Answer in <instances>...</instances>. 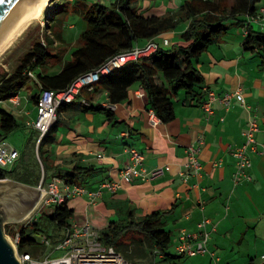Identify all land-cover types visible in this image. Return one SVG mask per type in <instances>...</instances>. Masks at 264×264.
<instances>
[{
	"label": "crops",
	"instance_id": "obj_1",
	"mask_svg": "<svg viewBox=\"0 0 264 264\" xmlns=\"http://www.w3.org/2000/svg\"><path fill=\"white\" fill-rule=\"evenodd\" d=\"M52 1L49 0L48 5ZM112 1L75 0V9L78 10L82 2L109 4ZM188 1L192 0H130V5L144 15H162L176 12ZM213 1L229 9L233 0ZM256 6L257 15L264 13V0H259ZM74 13L81 17L78 11L74 10ZM250 23L255 30H264V20ZM186 26L187 21L180 22L173 30L151 40L164 48L173 44L186 45L179 37ZM234 26L236 28L230 29ZM73 27L69 25L70 29ZM230 27L202 51L195 62V68L202 75V88L199 89L202 100L206 98L205 88L218 97L227 92L233 94L228 106L215 100L211 106L213 113L208 118L199 100L192 94L179 92L173 98L174 118L151 126L147 98L136 95L142 86L139 81L128 87L126 98L118 102L113 111L90 108V105L95 107L105 99L106 91L100 85L96 86L95 93L81 91L79 98L87 99L89 106L76 102L59 109L52 142L43 146V155L49 165L48 179L59 172L76 170L72 182L61 180L88 191H95L105 180L120 182L115 192L103 189L93 199L85 193L68 196L66 204L73 211L69 219L71 224L86 221L101 230L110 222L126 218L128 213L140 217L156 210L165 211L162 217L164 227L171 232L176 244L181 230L195 232L197 223L205 218L214 227L210 230L207 251L192 257L181 256L183 260L174 258L164 262L264 264V152L261 151L264 144V50H244L242 41L246 29L235 24ZM58 31L60 39H56V30L54 33L47 24L43 26L41 42L48 43L57 56L49 58L44 66L29 71L34 77L28 75L17 91L28 85L27 92L18 102L8 100L11 109L22 120L20 127L29 130L23 147L17 152L32 166L33 176L27 177V184L32 186H36L35 178L39 176L40 167L38 155L31 148L37 136L32 122L36 117L35 95L39 92L34 73L53 75L60 70L64 62L60 50L67 41L64 39V29ZM147 41L139 40L134 46L144 45ZM74 46H70L68 53ZM56 62L61 64L59 70L50 71L49 67ZM22 100L25 101L24 105L21 104ZM29 103L33 105L31 109H27ZM9 112L12 113L11 110ZM251 118L257 120L258 131L254 135L256 150L248 152L251 166L247 173L250 180L234 184L232 174L235 164L229 148L243 143L242 132L247 129ZM200 139L202 144L198 159L202 167L199 176H193L191 170L185 167V149L196 145ZM0 141H4L2 136ZM129 148L136 149L142 156L141 164L137 167L151 169L169 165L170 170L153 180L121 179L119 171L131 163ZM181 172L188 174L186 181L179 175ZM211 225L207 228L210 229Z\"/></svg>",
	"mask_w": 264,
	"mask_h": 264
},
{
	"label": "trees",
	"instance_id": "obj_2",
	"mask_svg": "<svg viewBox=\"0 0 264 264\" xmlns=\"http://www.w3.org/2000/svg\"><path fill=\"white\" fill-rule=\"evenodd\" d=\"M258 2L259 0H233L229 9H226L217 2L215 4L213 0H192L184 3L176 12L162 15H144L130 5V0H114L109 4L82 2L79 9L74 10L79 12L86 25L70 52L71 58L63 62L57 73H34L35 79L39 87L62 89L76 76L95 68L108 57L132 48L137 41L153 39L173 30L178 23L187 21L186 28L179 34L186 45L173 44L169 48L158 46L154 52L135 61L130 60L108 75H101L96 84L106 91L108 102L118 103L126 98L128 87L139 81L145 90L150 108L161 118V122H168L174 118L173 98L179 92L192 94L201 103L199 89L202 88V75L195 68V62L199 54L226 32L230 25L235 24L246 29L242 41L244 50H264V30H255L253 24L247 22V16L256 14ZM59 34L60 31L56 30V39H60ZM56 56L57 52H53L48 43L34 40L29 49L20 56L16 67L0 75V100L16 94L27 80L29 71L37 66H44L49 58ZM261 56L263 57L262 54ZM262 61L264 62V57ZM37 96L35 95V103ZM63 106L66 105L60 106L57 114ZM90 108L107 110L99 104L95 107L90 105ZM57 124L56 118L40 141L37 142V133L31 143V148L38 155L45 179H48L49 165L43 155V146L52 142ZM19 126L12 113L0 108V137ZM29 164L25 157L20 156L10 169L0 167V180L14 178L27 184V177L33 176L32 166ZM75 171L59 172L54 176L72 182L77 174ZM40 179V176L35 178L36 185ZM72 213L66 201L59 206L43 209L36 221L20 229V246L26 244L31 249L36 243L32 234L45 232L40 220L47 221L55 230L62 232L71 225L69 219ZM165 214V211L158 210L140 217L128 213L126 218L110 222L101 229L100 240L105 245L113 246L132 264H153L152 261L158 254H161V261L179 258L181 256L169 253L172 238L171 232L164 227L162 217ZM44 234L52 238L50 233Z\"/></svg>",
	"mask_w": 264,
	"mask_h": 264
},
{
	"label": "built area",
	"instance_id": "obj_3",
	"mask_svg": "<svg viewBox=\"0 0 264 264\" xmlns=\"http://www.w3.org/2000/svg\"><path fill=\"white\" fill-rule=\"evenodd\" d=\"M258 19L264 20L263 12L261 14L258 13V15L247 16V22L257 21ZM157 47L158 44L150 39L144 45H135L128 50L108 57L95 68L93 67V69L76 76L62 89L39 87L36 99V117L32 122V127L38 133L37 142L40 141L41 136L48 130L51 122H54L57 118V110L60 106H68L76 102L89 106L90 103L87 99L79 98L82 90L88 93H95L96 84L101 75H108L110 72L121 68L126 62L130 60L135 61L141 56L154 52ZM28 75L34 77L31 72H28ZM204 91L206 93V98L201 101V108L207 118L213 113L211 106L215 100L219 101L224 106H228L233 95L232 92H227L218 97L211 90L205 88ZM136 95L138 97L146 96L142 86L138 88ZM19 98L18 93H16L9 97L8 100L16 103ZM116 104L117 103L110 101L108 102L106 92L105 99L99 102L101 107L109 111H113L116 108ZM148 113L151 126L155 127L161 122V118H159L151 108ZM256 131H258L257 120L251 118L248 122L247 129L242 132L243 143L239 146L229 148L231 156L234 157L235 164V169L232 174L234 184L242 180H250V176L247 173V169L251 166L248 152L250 150H256V142L254 139ZM201 144L202 140L200 139L196 145H190L185 149L187 157L185 167L191 170V175L193 176H199L201 171L202 166L198 159V152ZM17 151L18 150L12 148L4 141H0V167L4 168L14 165L15 161L19 158V152ZM261 151L264 152V144H262ZM128 152L131 163L125 165L119 171L121 179L126 178L129 180L141 178L153 180L163 176L170 170L169 165H159L151 169H146L143 166L137 167V165L141 164V154L134 148H129ZM179 175L182 177L183 181L187 180L188 174L181 172ZM2 179L6 178H1V180ZM36 187L39 188L41 194L33 211L36 208L46 209L59 206L66 201L68 196L85 193L90 199H93L99 196L103 189L113 193L120 187V182L105 180L98 185L95 191H88L75 184L68 185L57 176L45 179L42 170V179L39 180ZM36 220L37 218H35V220L31 219L30 221L32 223ZM7 224L9 223H3V230ZM208 225H211L210 221L204 218L197 223V231L188 232L187 230H181L175 244V253L179 256L187 257L204 254L207 251L206 246L209 242L210 230L214 229L212 225L210 229H208ZM4 234L11 243L20 264H132L129 259L127 260L120 252L116 251L113 246L103 244L100 240V230L86 221L81 224H71L68 228L64 229L59 236L54 238L41 234L40 239L35 240L36 243L32 245L29 251L21 250L20 248V230H11V228H8L4 230ZM158 256L161 257V254H158ZM216 260L215 258V261ZM242 264L253 263L246 262Z\"/></svg>",
	"mask_w": 264,
	"mask_h": 264
},
{
	"label": "rangeland",
	"instance_id": "obj_4",
	"mask_svg": "<svg viewBox=\"0 0 264 264\" xmlns=\"http://www.w3.org/2000/svg\"><path fill=\"white\" fill-rule=\"evenodd\" d=\"M50 7V12H52V15L49 16L50 12H48ZM75 0L73 2L69 0H53L50 5H47V7L42 12V15L31 22L26 28L14 39L13 42L10 44V46L4 50L0 54V75L2 73H7L13 70V68L16 67L18 60L21 55L24 54V52L30 47V45L33 43L34 40L38 39L40 41L41 37V31L43 30V26L46 24L48 25V28L52 30H58V29H64V39L67 41V43H64L62 48V61L69 60L71 58L70 53H68L70 46L76 45L77 41L79 40V33L85 28V21L82 17H79L76 13H74L75 9ZM72 24L74 27L72 29L69 28V25ZM231 28H236L230 27ZM46 30V29H45ZM60 62H56L52 67L50 66V71H57L60 68ZM27 86H24L19 92L18 95L20 98H22L25 93L27 92ZM24 100H22V105H24ZM26 105V104H25ZM33 107L32 103H29V107L27 109H31ZM0 108L11 110L12 114L16 115L15 118L18 122L22 124V120L20 117L17 116V112L11 109V105L8 101V99L0 100ZM26 110V109H25ZM35 114V112H33ZM29 130L27 127L19 126L18 128L14 129L12 132L8 134H4L3 140L5 143L10 145L12 148H15L16 150H20L27 138ZM13 166V165H11ZM11 166L4 167V169H10ZM38 173L40 178L42 179V168L41 166L38 169ZM44 177V173H43ZM77 182H79V178L76 179ZM38 212V213H37ZM43 212V209L36 208L28 217L21 220L20 222L16 223H9L4 227V230H7L8 228H11V230H20L22 227H24L27 224L31 223V219L35 220V218L38 219L39 215ZM42 225V227L45 228L44 233H50L51 237H57L61 233V231L55 230L52 225H49L47 221L40 220L39 221ZM27 234L29 233L27 229ZM42 233H34L32 234L33 238L35 240L40 239V235ZM172 242L171 245H169V253L176 254L175 253V240L174 237L171 236ZM21 250L29 251V247L24 244L20 246ZM47 253V252H46ZM183 257L178 258V260H183ZM153 264H167L164 261H161L156 257L154 261H152Z\"/></svg>",
	"mask_w": 264,
	"mask_h": 264
},
{
	"label": "water",
	"instance_id": "obj_5",
	"mask_svg": "<svg viewBox=\"0 0 264 264\" xmlns=\"http://www.w3.org/2000/svg\"><path fill=\"white\" fill-rule=\"evenodd\" d=\"M37 0H0V38L7 33ZM36 186L6 178L0 180V264H20L4 234L3 223L25 219L40 198Z\"/></svg>",
	"mask_w": 264,
	"mask_h": 264
},
{
	"label": "bare ground",
	"instance_id": "obj_6",
	"mask_svg": "<svg viewBox=\"0 0 264 264\" xmlns=\"http://www.w3.org/2000/svg\"><path fill=\"white\" fill-rule=\"evenodd\" d=\"M49 0H37L19 19V21L0 38V54L6 50L10 44L31 22L38 19L44 9L47 7Z\"/></svg>",
	"mask_w": 264,
	"mask_h": 264
}]
</instances>
